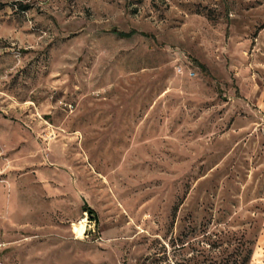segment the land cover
Masks as SVG:
<instances>
[{
	"label": "rangeland",
	"instance_id": "obj_1",
	"mask_svg": "<svg viewBox=\"0 0 264 264\" xmlns=\"http://www.w3.org/2000/svg\"><path fill=\"white\" fill-rule=\"evenodd\" d=\"M248 241L264 264V0H0V264Z\"/></svg>",
	"mask_w": 264,
	"mask_h": 264
},
{
	"label": "trees",
	"instance_id": "obj_2",
	"mask_svg": "<svg viewBox=\"0 0 264 264\" xmlns=\"http://www.w3.org/2000/svg\"><path fill=\"white\" fill-rule=\"evenodd\" d=\"M113 32L115 34H118V35H121V36H126V37H130V36H132L133 34L136 33V31H134V30L131 31V32H122V31H118L117 29H113ZM247 244H248L249 247H247ZM251 244H252L251 241H248L246 243L247 251H246L244 256L241 255L242 253L236 254V256L238 257V260L235 261V264H249L250 263L251 258H252V254H253V249L251 247Z\"/></svg>",
	"mask_w": 264,
	"mask_h": 264
},
{
	"label": "bare ground",
	"instance_id": "obj_3",
	"mask_svg": "<svg viewBox=\"0 0 264 264\" xmlns=\"http://www.w3.org/2000/svg\"><path fill=\"white\" fill-rule=\"evenodd\" d=\"M85 220L82 221L79 225H75L74 229L78 235L82 236L85 233Z\"/></svg>",
	"mask_w": 264,
	"mask_h": 264
}]
</instances>
